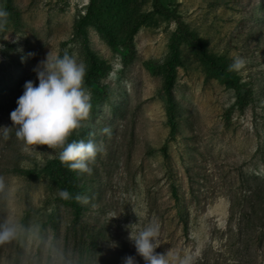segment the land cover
Wrapping results in <instances>:
<instances>
[{"label":"rangeland","instance_id":"rangeland-1","mask_svg":"<svg viewBox=\"0 0 264 264\" xmlns=\"http://www.w3.org/2000/svg\"><path fill=\"white\" fill-rule=\"evenodd\" d=\"M10 1L19 15L0 19V264H77L87 223L100 232L91 264H264V0H163L227 65L211 75L183 52L176 139L163 72L146 66L164 62L174 21L141 26L126 58L109 40L121 50L149 1L107 0L93 25L80 23L90 0ZM89 51L107 66L97 82L108 93L94 103L85 86L69 109ZM70 126L89 185L78 215L55 181L14 171L57 156Z\"/></svg>","mask_w":264,"mask_h":264},{"label":"trees","instance_id":"trees-1","mask_svg":"<svg viewBox=\"0 0 264 264\" xmlns=\"http://www.w3.org/2000/svg\"><path fill=\"white\" fill-rule=\"evenodd\" d=\"M105 1L107 0H90L85 14L80 19V23L82 25L92 24L101 13ZM144 1H149L151 3V9L137 15V18L130 26L129 35H127L122 42L121 50L114 39H110L109 43L114 51L120 52L127 58L133 51L131 36L135 34L141 26L154 23L157 16L175 22V29L169 39V53L164 62L157 66L155 62L149 61L146 62V66L151 71L161 70L163 72L167 124L169 126L168 136L170 139H176L177 122L174 115V102L171 96V90L174 86L176 68L183 65V54L187 53L193 55L197 58V61L205 66L206 72L211 75H224L227 65L225 64L224 57L218 56L207 50L206 41L203 37L189 30L175 7L169 6L167 3H164L163 0ZM0 13L5 15V17L0 15V19H16L19 15L18 9L11 4L10 0H4V3L0 8ZM1 22L3 27L7 25V21L1 20ZM89 55L91 57L90 63L79 77L74 93V101L69 104V109L73 108L78 93L85 86L92 87L94 92L92 100L94 103L103 100L108 93L106 86L100 85L97 82L98 78L105 75L107 66L99 61L90 51ZM68 113L70 115L72 114L69 111ZM80 143L79 137H77L73 128L70 126L64 136L62 148L57 156L47 160L44 165L39 168H14L15 172L28 179H37L41 176H47L55 181L61 190L57 196V200L64 205L72 207L76 215L80 212V206L78 204L79 198L80 196L85 195L89 189L86 179L82 180V174L79 172V157L73 158L74 149L76 146H79ZM170 194L177 214L182 216L187 209L180 198L177 186L173 183L170 184ZM49 220L52 228H56L54 224V212L50 214ZM99 234L100 232L97 229V226L93 223H87L85 241L80 246L77 264H91L90 261L97 250ZM40 237L41 239L44 238L42 232L40 233Z\"/></svg>","mask_w":264,"mask_h":264}]
</instances>
